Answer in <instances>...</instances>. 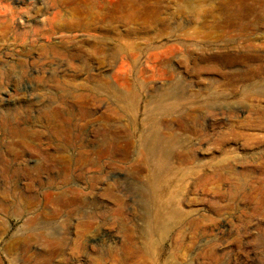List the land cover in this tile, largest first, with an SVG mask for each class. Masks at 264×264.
I'll list each match as a JSON object with an SVG mask.
<instances>
[{
    "label": "rangeland",
    "instance_id": "1",
    "mask_svg": "<svg viewBox=\"0 0 264 264\" xmlns=\"http://www.w3.org/2000/svg\"><path fill=\"white\" fill-rule=\"evenodd\" d=\"M180 1L169 0L170 11L179 10ZM189 2L186 15L169 16L185 26L176 31L181 43L172 37L179 52L169 56L170 69L156 55L157 19L141 20L137 48L128 47L132 54L119 55L108 77H100L115 87L107 93L80 69H102L110 61L88 63L76 47L86 36L54 28L64 19L65 26L74 24L67 4L0 0V264H123L121 245L131 231L146 247L139 237L151 232L147 221L155 219L158 194H167L192 223L174 222L164 237L152 235L153 247L141 264H264V0ZM225 7L231 13L225 32L232 30L233 38L232 44L226 41L228 49L219 39L184 38L210 31L204 21L207 26L218 21ZM62 38L76 42L59 44ZM190 50L196 51L193 59H177ZM207 130L222 131L221 138L207 144ZM160 132L179 136L172 161L186 168H173L178 182L152 194L154 168L142 157ZM211 156L228 158L221 166L205 163ZM219 166L224 174L237 170L239 179L223 174L222 181L214 175ZM51 235L69 246L59 250L49 242ZM186 240L189 249L173 248Z\"/></svg>",
    "mask_w": 264,
    "mask_h": 264
},
{
    "label": "bare ground",
    "instance_id": "2",
    "mask_svg": "<svg viewBox=\"0 0 264 264\" xmlns=\"http://www.w3.org/2000/svg\"><path fill=\"white\" fill-rule=\"evenodd\" d=\"M63 3L67 4V6L70 7V10L72 12V16H71V21L74 23L70 26H65V24H67L68 21L63 20L62 23H60L57 26H54V28L62 30L63 32L66 31V33L70 36L71 34L75 33V35H77L79 32L83 33L82 36H86V38L81 37L82 39H78V40H74L75 38H62L63 40H59V44L62 43H72V42H76V44H78V46L76 45V47H78L77 52L79 54H83L85 55V57H87L86 59L88 60L87 62L91 63V61L93 62H98L99 64H104L105 62L110 61L109 65L102 68V69H97L92 67L91 65H86L83 66V69L81 68V73L82 74H89L90 77H92V79L90 78L89 80L94 81L98 84V86L100 88H102L104 91H106L107 93H111L113 91H115V87L114 85H112L111 83H108L107 81L102 80L100 77L101 76H105L107 73V70L109 69V66H111V62L114 61L116 58H118L119 55H122L124 57L126 56H130L132 53L130 52L131 49H129L128 47L130 46H134V44H136V41L138 40V38L141 36L143 29H142V25L141 24V20L144 21V19L146 21H150V20H156L158 21V24L160 25V28L158 29V37H159V41L158 44L156 45L157 48V52L156 55L159 57L160 62L163 65H166L167 67H169L170 69V62H171V58L169 56H175L176 54H178L179 50L178 47L175 46L174 43H172L171 41L175 38L178 40H175L176 42L179 41V36L176 35V31H178V28L183 29L185 26H183V23H177V25L171 23L169 16H171V18L173 17V15L175 14H179V15H186L189 7V0H182L180 1V8L177 11H170L172 5L170 4L169 0H60ZM228 2V1H227ZM229 4V3H228ZM190 13V12H189ZM188 13V15H189ZM210 14V13H209ZM231 13H229L228 9H225L220 13L219 15V20L216 21L215 23H213L210 26H207L206 21L204 24V27L209 28L210 31H201L198 30L195 34H187L184 33L183 36L184 38H188V39H207L210 40L209 42H215L216 40L224 42L226 48L224 49H228L229 45L226 43V41L228 42V40H231V44H232V39L230 38L231 36L229 35L230 32H225L227 31V29H229V25H228V17ZM204 15V14H203ZM205 17V16H204ZM231 17V16H230ZM231 20V19H230ZM215 21V20H214ZM255 21V20H254ZM264 21V19H263ZM127 22H132L133 25L132 27H124L125 24ZM208 22V21H207ZM232 22V21H231ZM75 24L78 26H75ZM264 24V23H263ZM81 25V26H80ZM80 26V27H79ZM62 27V28H61ZM53 29V28H52ZM50 30V29H49ZM55 31V29H54ZM78 32V33H77ZM48 33V32H47ZM54 32H52L53 34ZM65 33V34H66ZM77 33V34H76ZM232 33V32H231ZM51 34V33H49ZM60 34V33H59ZM46 35V34H45ZM48 35V34H47ZM46 35V36H47ZM55 34H53L54 36ZM74 35V34H73ZM182 35V34H181ZM232 35V34H231ZM65 37V35H63ZM230 36V37H229ZM250 36V35H249ZM248 36H245V42L250 43L251 42V38ZM52 37V35H51ZM56 38V35L54 36ZM72 37V36H70ZM75 37V36H74ZM77 37V36H76ZM170 37V39H168ZM173 37V39H172ZM48 38V37H46ZM50 38V35H49ZM59 38V37H58ZM166 39V41H164ZM244 39V38H243ZM48 40V39H47ZM51 40V39H50ZM58 40V39H57ZM215 40V41H214ZM49 42V41H48ZM62 42V43H61ZM217 42V41H216ZM254 42V41H253ZM47 43V42H46ZM58 43V42H57ZM179 43H181L179 41ZM49 44V43H48ZM48 44H45L48 46ZM56 44V43H55ZM244 44V43H243ZM254 44V43H253ZM64 45V44H63ZM185 47H187V44H184ZM248 45V44H247ZM43 46V45H42ZM59 46V45H58ZM65 46V45H64ZM68 46V45H67ZM66 46V47H67ZM70 46V45H69ZM75 46V45H73ZM201 46L199 45H196ZM244 46V45H243ZM250 46H252L250 44ZM249 46V47H250ZM45 47V46H44ZM55 47V46H54ZM135 47V46H134ZM134 47L132 49H134ZM245 47V46H244ZM260 47V46H259ZM53 48V46H52ZM74 48V47H73ZM137 48V47H135ZM246 48V47H245ZM262 48V47H261ZM58 49V48H57ZM62 49V48H59ZM200 50V49H198ZM68 51V50H67ZM191 51V50H190ZM184 51L181 55L176 56L177 59L179 61H185L188 58H192L194 57L196 54V51ZM203 51V50H201ZM258 51V49H257ZM66 52V51H65ZM68 54V53H67ZM69 55L70 52H69ZM199 55V54H198ZM197 55V56H198ZM44 57V56H43ZM71 57V56H69ZM83 57V56H82ZM199 57V56H198ZM245 57V56H244ZM74 59V57H73ZM81 59V58H80ZM193 59V58H192ZM189 61V60H188ZM86 62V63H87ZM197 63V62H196ZM80 64V63H79ZM76 65V64H75ZM94 65V64H93ZM189 65V64H188ZM80 66V65H79ZM78 66V67H79ZM73 68V67H71ZM77 68V67H75ZM78 69V68H77ZM111 69V68H110ZM204 69V68H203ZM79 71V70H78ZM96 71V75H93L92 72ZM111 71V70H110ZM172 71V70H171ZM199 71V70H198ZM76 72V71H75ZM167 73V72H166ZM77 74V73H75ZM80 74V73H79ZM78 74V75H79ZM172 74V73H171ZM110 75V73H109ZM112 75V74H111ZM117 75V73H116ZM115 75V77H116ZM120 75V74H119ZM107 76V75H106ZM122 76V75H121ZM125 76V74L123 75ZM88 77V75H87ZM108 77V76H107ZM104 78V77H103ZM118 78V77H117ZM122 78V77H120ZM107 79V78H106ZM111 79V78H110ZM109 79V81H110ZM123 79V78H122ZM126 79V77H125ZM124 81V79H123ZM225 81V80H224ZM255 81V80H254ZM122 82V81H121ZM223 83V82H222ZM88 83L84 84L86 85V87H88V90L95 94H97V92L95 91L96 88H92L90 85H87ZM128 84V83H127ZM224 84V83H223ZM71 85V84H70ZM81 85V84H80ZM82 86V85H81ZM217 86V85H216ZM220 86V85H219ZM232 86V85H231ZM224 87V86H223ZM234 87V86H233ZM82 88V87H81ZM84 88V90H85ZM235 89V88H233ZM69 90V89H68ZM102 91V90H100ZM105 92V93H106ZM88 93V92H86ZM91 94V95H92ZM80 95V94H79ZM88 94H86L87 96ZM95 95H93L94 98ZM97 96V95H96ZM95 96V97H96ZM84 97V96H83ZM79 98V97H78ZM85 98V97H84ZM83 98V99H84ZM90 98V97H89ZM99 98V96H98ZM96 98H94L95 100ZM102 99V98H101ZM64 100V99H63ZM80 100V99H79ZM91 100V99H90ZM85 100H83L84 102ZM88 101V100H87ZM93 101V100H92ZM97 101V100H96ZM81 102V103H83ZM86 102V101H85ZM88 103V102H87ZM84 105V103H83ZM94 105V102H93ZM59 106V105H58ZM62 106V105H60ZM63 107V106H62ZM65 107V105H64ZM54 108V107H53ZM52 108V109H53ZM61 108V107H60ZM80 108V107H79ZM51 109V110H52ZM55 110V109H54ZM85 110V109H84ZM46 111V109H45ZM50 111V110H49ZM87 111V110H86ZM113 111V110H112ZM57 112V111H56ZM46 113V112H45ZM263 113V112H262ZM264 114V113H263ZM54 116V115H53ZM64 117V116H63ZM55 120V119H54ZM252 120V119H251ZM250 120V121H251ZM49 121V120H47ZM63 121V120H60ZM196 121V120H195ZM198 122V121H197ZM249 122V121H248ZM263 122V120L261 121ZM259 122V123H261ZM64 123V122H63ZM196 123V122H195ZM246 123V122H245ZM250 123V122H249ZM264 123V122H263ZM10 124V123H9ZM56 124V123H55ZM58 124V122H57ZM61 124V123H60ZM193 124V123H192ZM248 124V123H247ZM251 124V123H250ZM253 124V123H252ZM251 124V125H252ZM262 124V123H261ZM3 125H7V123L3 124ZM17 125V124H14ZM48 125V124H47ZM185 125V124H183ZM190 125V124H189ZM195 125V124H194ZM8 126V125H7ZM6 126V127H7ZM11 126V125H10ZM18 126V125H17ZM243 126V125H242ZM253 126V125H252ZM9 127V126H8ZM7 127V128H8ZM20 127V126H19ZM195 127V126H194ZM216 127V126H215ZM234 127V126H232ZM247 127V126H245ZM249 127V126H248ZM263 127V126H262ZM25 128V127H24ZM53 128V127H52ZM169 130L170 128L167 127ZM185 128V127H184ZM213 128V127H212ZM16 129V127H15ZM18 129V128H17ZM206 129V128H205ZM232 129V128H231ZM234 129V128H233ZM8 130V129H7ZM20 130V129H19ZM26 130V129H25ZM53 130V129H52ZM186 130V129H185ZM27 131V130H26ZM29 131V130H28ZM66 131V130H64ZM63 131V132H64ZM187 131V130H186ZM194 131V130H193ZM208 131V130H207ZM206 131L205 134L207 137H209V140H207V144H211L214 143L213 141H217L218 139L221 138V134L222 131H218L216 130L213 134L208 131ZM235 131V130H234ZM237 131V130H236ZM243 131V130H242ZM9 132V131H7ZM16 132V130H15ZM18 132V131H17ZM30 132V131H29ZM37 132V131H36ZM53 132V131H52ZM56 132V131H55ZM58 132V131H57ZM54 133L55 135L57 134ZM200 132V131H199ZM210 132V133H209ZM213 132V131H212ZM231 132V131H230ZM233 132V131H232ZM239 131H237L238 133ZM263 132V130H262ZM21 133V132H19ZM34 133V132H33ZM192 133V132H191ZM251 133V132H250ZM16 134V133H15ZM38 134V133H37ZM52 134V133H51ZM68 134V133H67ZM200 134V133H199ZM202 134V135H203ZM28 135V134H27ZM30 135V134H29ZM53 135V134H52ZM61 135V134H60ZM125 135V134H124ZM248 135V132H247ZM12 136V135H11ZM58 136V135H57ZM204 136V135H203ZM246 136V135H245ZM17 137V136H15ZM20 137V136H19ZM60 137V136H58ZM230 137V136H229ZM25 137H23L24 139ZM29 138V137H28ZM30 139V138H29ZM40 139V138H39ZM155 139L154 143H149L148 147L146 149V154L144 158V162H146L144 165L149 167L150 165L153 166L154 168V173H155V179H152L151 181V191L153 194L154 190H159V191H166L164 188L165 187H171L172 184H175L178 182V180H176L175 177V173L173 172V168H179L178 171L180 169L186 168L182 162L177 160V165L175 163H173L172 158L174 152L176 151L175 149L178 146V142L179 141V136H177L176 134L174 136H165L162 134V132H160ZM54 140V139H53ZM251 141L253 139H250ZM256 140V139H255ZM260 140V139H259ZM19 141V140H18ZM23 142V140H20ZM27 141V140H24ZM40 141V140H39ZM223 141V140H222ZM262 141V140H261ZM18 143V142H17ZM259 143V142H258ZM24 146V142L22 143ZM29 144V143H28ZM28 144H25L28 145ZM42 145V143H40ZM30 145V144H29ZM59 145V144H57ZM153 145V146H152ZM31 146V145H30ZM36 146V145H35ZM34 146V147H35ZM39 146V145H38ZM52 146V145H51ZM62 146V145H61ZM152 146V147H151ZM46 147V146H45ZM53 147V146H52ZM63 147V146H62ZM212 147H216V146H212ZM13 148V147H12ZM40 148V147H39ZM31 149V148H30ZM39 150V149H38ZM43 150V149H42ZM46 150V149H45ZM23 151V150H21ZM47 151V150H46ZM45 151V152H46ZM14 152V150H13ZM17 152V151H16ZM34 152V151H33ZM44 152V153H45ZM50 152V151H49ZM105 152V151H104ZM119 152V151H118ZM42 154V153H41ZM40 154V155H41ZM22 155V153H21ZM67 155V154H66ZM90 155V154H89ZM102 155H106L102 154ZM193 155V154H192ZM195 155V154H194ZM57 156V155H56ZM175 156V155H174ZM181 156V155H180ZM183 156V155H182ZM196 156V155H195ZM194 156V157H195ZM58 157V156H57ZM90 157V156H89ZM101 157V156H100ZM189 157V156H188ZM187 157V158H188ZM212 157V156H211ZM50 158V157H49ZM48 158V159H49ZM62 158V157H61ZM64 158V156H63ZM87 158V157H85ZM190 158V157H189ZM197 158V157H196ZM199 158V157H198ZM228 157L226 156H222L219 158L216 157H212L210 158V160L205 161V163H213L215 162L217 165L219 164L220 166L227 160ZM232 158V156L230 157ZM53 159V158H52ZM71 159V158H70ZM73 159V158H72ZM84 159V158H83ZM88 159V158H87ZM94 159V158H93ZM175 159V158H174ZM181 159V158H179ZM54 160V159H53ZM90 160V159H89ZM89 160H87L89 162ZM198 160V159H197ZM72 161V160H71ZM70 161V163H72ZM93 161V160H92ZM95 161V160H94ZM175 161V160H174ZM189 161V159H188ZM58 162V161H57ZM88 162H84V163H88ZM96 162V161H95ZM199 162V161H198ZM228 162V161H227ZM233 162V161H232ZM98 163V162H97ZM101 163V162H100ZM187 163V162H186ZM184 163V164H186ZM189 163V162H188ZM187 163V164H188ZM192 162H190L189 164H191ZM88 164H91V160ZM88 164L86 166H88ZM175 164V165H174ZM188 164V165H189ZM204 164V163H203ZM39 165V164H38ZM64 165V164H63ZM62 165V166H63ZM66 165V164H65ZM94 165V163H93ZM149 165V166H148ZM227 165V164H226ZM54 166V165H52ZM59 166V165H58ZM68 166V165H67ZM66 166V167H67ZM96 166V164H95ZM216 166V165H214ZM219 166V167H220ZM228 166V165H227ZM65 167V168H66ZM70 167V165H69ZM188 169H192L194 171L195 167L193 166H187ZM38 168V167H37ZM152 169V168H151ZM200 169V168H199ZM219 169V168H218ZM223 169V168H222ZM225 169V168H224ZM19 170V169H18ZM29 170V169H28ZM153 170V169H152ZM152 170H150L152 172ZM207 170V169H206ZM209 170V169H208ZM217 170V169H216ZM38 171V169L36 170ZM198 171V170H197ZM210 171V170H209ZM237 171V170H236ZM235 170L232 171H228L226 174L227 177H225L226 179H231V181L233 180H238V174ZM212 174V171H210ZM207 173V172H206ZM209 174V173H208ZM223 170H221V167L219 170H217L216 172H214V175H220L222 176V181H224V175H223ZM149 175V174H148ZM210 175V174H209ZM213 176V175H212ZM211 176V177H212ZM203 177V175H202ZM207 177V176H206ZM219 177V176H218ZM208 178V177H207ZM220 178V179H221ZM198 179V178H195ZM212 179V178H211ZM214 179V183H215V178ZM212 179V180H213ZM194 180V179H193ZM207 180V179H206ZM210 180V179H209ZM219 180V178H218ZM159 183V187L155 188L154 186L157 184V182ZM199 181L201 182V178L199 179ZM198 181V182H199ZM207 182V181H206ZM211 184L212 182L209 181ZM218 183V181H216ZM205 183V181L203 182ZM235 184H237V182H233ZM196 184V183H195ZM202 184V183H201ZM213 184V183H212ZM206 185V184H205ZM208 185V184H207ZM206 185V186H207ZM185 186V185H184ZM197 186V185H196ZM202 186V185H201ZM215 186V185H214ZM236 186V185H235ZM168 192L170 193V191L168 190ZM163 193V192H162ZM171 195V194H170ZM150 196V195H149ZM154 196V195H153ZM152 196V197H153ZM151 197V196H150ZM150 197H149V203L150 202ZM155 200L158 202V207L155 211V219L154 221H147L148 223H150V225H148L151 229V232H149L148 230H145L143 232H141L140 237L139 238H143L144 239V244L146 245V247L144 245L141 244V242H138V237L136 235V232H132L130 234H128L126 237V239L124 240L122 246V252H123V258H122V263L123 264H141L142 262H144L147 259V255L149 254V250L148 248L151 249V247H153V241L152 235H156V234H160V236L164 237L165 233H167V231L171 228L172 223L177 222L180 224L181 227H185V224H191V218L188 217V213L181 207V209L176 208L172 202H171V198L169 199L167 194H163V196H160V194H158L157 197H155ZM154 201V199H153ZM174 201V200H173ZM177 203V202H176ZM153 204V203H152ZM178 207V206H177ZM146 213L144 214L145 218L148 219V217H150V215ZM180 215V216H179ZM180 218V220L178 219ZM151 219V217H150ZM89 223V222H88ZM147 226V228H148ZM88 227V225H87ZM89 229V228H88ZM87 229V231H88ZM135 229V228H134ZM86 233V230H85ZM80 238V237H79ZM181 240V239H180ZM179 240V241H180ZM184 240V239H183ZM182 240V241H183ZM188 241V243L186 242ZM184 243H177L174 242L173 243V248L176 250L179 247L180 248H184V249H189L190 244L189 241L190 240H186ZM49 242H53L52 244H54L53 246H56L59 248V250H64L65 245L66 247L69 246L67 243H65L64 239H60L54 235L50 236ZM159 239H158V243L159 244ZM79 243V241H78ZM83 243V242H82ZM85 243V242H84ZM84 245V244H83ZM172 245V244H171ZM52 247V245H49ZM112 248V247H111ZM117 248V247H116ZM121 248V247H120ZM54 249V248H53ZM69 249V248H68ZM82 249V248H81ZM80 249V251H82ZM94 249V248H93ZM119 249V248H118ZM183 249V250H184ZM76 250V249H75ZM87 250V249H85ZM95 250V249H94ZM93 250V251H94ZM117 250V249H116ZM108 251V249H107ZM177 251V250H176ZM108 252H117L115 251V249H112V251H108ZM120 252V251H119ZM118 252V254L120 255V253ZM121 252V253H122ZM58 253V252H57ZM72 253V252H71ZM98 253V252H97ZM183 253V252H182ZM59 254V253H58ZM80 254V253H79ZM84 254V252H83ZM101 254V253H99ZM93 255V254H91ZM185 255V254H184ZM56 256V255H55ZM90 256V253H89ZM94 256V255H93ZM96 256V255H95ZM100 255H97V257H99ZM103 256V255H102ZM118 255H116L117 257ZM186 256V255H185ZM67 257V256H66ZM71 257V256H68ZM91 257V256H90ZM65 258V256H64ZM92 258V257H91ZM96 258V257H94ZM101 258V257H100ZM104 257H102L103 259ZM113 258V257H111ZM119 258V257H117ZM69 259V258H68ZM97 259V258H96ZM185 259V258H184ZM94 260V259H91ZM98 260V259H97ZM101 260V259H100ZM107 261V260H106ZM147 261V260H146ZM145 261V262H146ZM95 262V261H94ZM100 263V262H99ZM96 264V263H94ZM101 264V263H100ZM105 264V261H104ZM177 264V263H176Z\"/></svg>",
    "mask_w": 264,
    "mask_h": 264
}]
</instances>
